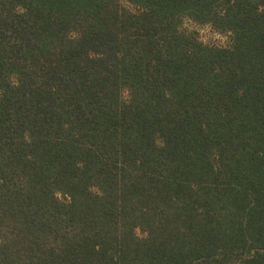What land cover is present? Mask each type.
<instances>
[{
	"label": "trees",
	"instance_id": "1",
	"mask_svg": "<svg viewBox=\"0 0 264 264\" xmlns=\"http://www.w3.org/2000/svg\"><path fill=\"white\" fill-rule=\"evenodd\" d=\"M0 264H264V0H0Z\"/></svg>",
	"mask_w": 264,
	"mask_h": 264
},
{
	"label": "rangeland",
	"instance_id": "2",
	"mask_svg": "<svg viewBox=\"0 0 264 264\" xmlns=\"http://www.w3.org/2000/svg\"><path fill=\"white\" fill-rule=\"evenodd\" d=\"M187 26L189 28H195L198 30L200 37L207 42H218V43H224L226 38L218 33L212 32L208 27L202 28V27H196L192 26L190 23H187Z\"/></svg>",
	"mask_w": 264,
	"mask_h": 264
}]
</instances>
